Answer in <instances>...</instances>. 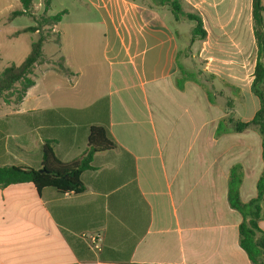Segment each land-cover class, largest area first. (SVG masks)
Listing matches in <instances>:
<instances>
[{
	"label": "crops",
	"instance_id": "1",
	"mask_svg": "<svg viewBox=\"0 0 264 264\" xmlns=\"http://www.w3.org/2000/svg\"><path fill=\"white\" fill-rule=\"evenodd\" d=\"M67 1L69 7L58 9L66 11L58 23V76L67 79L63 94L78 105L24 108L35 98V77L22 102L0 110V164L40 169L45 140L55 142L63 161L78 158L95 124L108 127L118 148L94 156L92 169L82 175V194H39L32 183L0 189V225L17 224L30 240L55 244L44 264H250L238 239L243 218L230 207L227 188L232 167L240 165L242 201L257 196L262 137L255 129H217L229 115L244 122L254 118L260 103L250 90L253 75L248 81L240 77L232 59L219 67L206 49L199 56L209 62L192 66L190 48L183 51L179 38L183 34L191 44L192 29L181 30L187 20L176 21L166 7L146 0ZM228 2L182 0L186 12L199 11L206 43L237 38L239 0L231 1L228 21L216 18ZM248 8L245 24L254 39L252 0ZM208 20L221 22L214 33ZM182 70L188 79L179 86ZM214 80H225L238 96L212 93ZM63 109L84 112L60 124ZM15 118L26 120L35 145L27 138L7 144L4 119ZM260 226L264 230V221Z\"/></svg>",
	"mask_w": 264,
	"mask_h": 264
},
{
	"label": "trees",
	"instance_id": "2",
	"mask_svg": "<svg viewBox=\"0 0 264 264\" xmlns=\"http://www.w3.org/2000/svg\"><path fill=\"white\" fill-rule=\"evenodd\" d=\"M36 0H20L21 9L12 13L11 21L17 17L31 15ZM154 7H166L174 15L176 21L187 20L194 24L192 29V41L199 38L205 40L207 31L203 20L198 13L186 12L182 6V0H146ZM142 2V1H141ZM51 0H46L45 11L50 10ZM66 11L58 12L43 18V23L58 24L61 22ZM264 4L262 0H252V24L253 34L257 46V59L254 67L252 93L258 98L260 108L251 121L244 122L233 119L232 115L224 118L218 126V133L227 132L231 129L235 132H243L247 129H255L262 137L263 159H264ZM40 24L29 26L19 33H40ZM46 37L43 34L32 43L31 51L20 65H11L0 72V98L4 97L5 103H11V97L16 104L22 102L28 90L35 85L31 78L33 70L43 56V47ZM183 78L177 80L182 86L188 79L185 71H181ZM194 77L193 75L190 76ZM17 85L20 87L17 88ZM211 99V98H210ZM63 109L58 111L60 124H65L72 118L73 113H83ZM47 113V112H46ZM48 113H50L48 111ZM231 128H227L228 126ZM53 140H45L42 146L41 168L35 169L25 165H2L0 164V189L10 185L32 183L41 194L45 189H53L57 193L82 194L85 184L82 179L84 172L92 169V162L97 153L109 152L118 148L107 126L95 124L90 127L87 149L78 158L63 161L58 157L54 149ZM243 182V171L240 165L234 166L230 172L228 186V202L230 207L238 211L243 220L239 225V242L241 248L250 259V264H264V230L260 223L264 221V167L257 182V196L248 202H243L240 196V187ZM99 260L103 261L102 253ZM96 257L89 258L90 261L98 260Z\"/></svg>",
	"mask_w": 264,
	"mask_h": 264
},
{
	"label": "rangeland",
	"instance_id": "3",
	"mask_svg": "<svg viewBox=\"0 0 264 264\" xmlns=\"http://www.w3.org/2000/svg\"><path fill=\"white\" fill-rule=\"evenodd\" d=\"M228 1V9L216 17L219 18V21H228L231 18L232 8L230 4L232 0ZM239 2L241 6L239 14L243 22L240 21L238 23L237 38L232 34L227 37L211 38V42L207 43V39L201 40L197 38L194 41L191 39V44H189L190 39L188 41L185 35L180 34L179 38L183 51H187L190 48L192 66L203 68L209 62V59L205 60L199 56L200 52L206 49L208 56L214 58L216 65L219 67H227L226 64L231 59L237 61L240 77L248 81L253 75L252 73H254L255 65L253 64L256 63L257 59V46L255 38L252 39V34L249 33L250 28L245 24L249 19L248 7L251 5V0H239ZM262 2L264 4V0ZM45 4L46 0H36L31 15L17 17L11 21L13 11L21 9L20 0H0V72L11 65H20L29 55L32 43L39 38L40 34H43L46 37L43 56L33 75H31L32 79L37 77L38 87L32 92V96L35 98L32 102L26 104L24 108L33 104L55 105L56 107H58V104L64 105V103L66 105H78V102L73 100L70 93L67 96L63 94L67 88L64 84L67 79L62 81L64 78L58 76V70L62 69L63 64L62 58L58 57L60 42L58 24L47 25L43 23V18L56 15L59 7H62L61 5L69 7V2L67 0H51L49 12L45 11ZM193 13L199 14V11ZM232 19L234 21L237 20L235 14ZM37 23L41 26L40 33H19L23 29L34 26ZM220 23L216 22L215 26L213 25L214 21L208 20V25L206 26L214 33L219 29L217 24ZM179 28L181 30L193 29V23L186 21ZM194 55L195 57H193ZM208 80L212 81L209 78ZM214 81L215 86L211 88L212 93L222 90L224 96L230 94L233 97L238 96L239 93L236 96L234 89L228 88V85L226 86L225 83L227 82L225 80H222L223 82ZM207 83L210 84V82ZM19 87L17 85V88ZM5 99L4 97L0 98V110L5 109ZM15 99L16 96L11 97L12 101ZM4 122L5 125L7 124L4 137L9 146L13 147V144L19 145L18 142H20L19 139L21 138V140L27 138L30 143L35 145L36 136L34 132L27 129L28 125L24 118L4 119ZM1 128L0 125V131ZM55 151L58 155V148ZM54 246L55 244L50 241L44 243L30 240V236L25 234L23 229L19 228L17 224L3 223L0 225V264H44L45 253L51 252Z\"/></svg>",
	"mask_w": 264,
	"mask_h": 264
},
{
	"label": "built area",
	"instance_id": "4",
	"mask_svg": "<svg viewBox=\"0 0 264 264\" xmlns=\"http://www.w3.org/2000/svg\"><path fill=\"white\" fill-rule=\"evenodd\" d=\"M92 243H93V247L96 251H98L100 249V239L99 236H96L94 238H92Z\"/></svg>",
	"mask_w": 264,
	"mask_h": 264
}]
</instances>
